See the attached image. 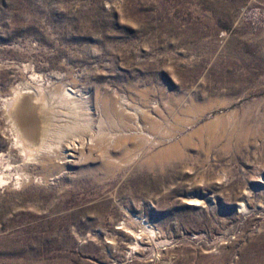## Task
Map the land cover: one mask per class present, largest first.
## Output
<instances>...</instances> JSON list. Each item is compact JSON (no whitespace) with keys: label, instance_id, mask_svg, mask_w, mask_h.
Masks as SVG:
<instances>
[{"label":"rangeland","instance_id":"1","mask_svg":"<svg viewBox=\"0 0 264 264\" xmlns=\"http://www.w3.org/2000/svg\"><path fill=\"white\" fill-rule=\"evenodd\" d=\"M64 93L110 147L44 148ZM0 264H264V0H0Z\"/></svg>","mask_w":264,"mask_h":264},{"label":"bare ground","instance_id":"2","mask_svg":"<svg viewBox=\"0 0 264 264\" xmlns=\"http://www.w3.org/2000/svg\"><path fill=\"white\" fill-rule=\"evenodd\" d=\"M28 88L29 87H25V86L23 88H20V89L14 88L15 90H13L12 94L10 95L11 98L8 99L9 104L10 103L14 104V106H13L14 108L11 109L10 115L13 116V118H14L13 120H15L14 121L15 125L18 128L17 130L20 133L17 136L19 139L17 140L16 144L17 145L20 144L18 146H19V148L22 149V152H26L27 146L25 143L26 140L24 138L20 139V136L23 137V135H24L27 138V140H30V139L34 138L36 130H37L35 125H34V122H32L30 120L31 118H30L29 114H32V113L27 112L28 110L26 107V105L28 106L27 102L31 99L32 95L30 97L27 95L24 98H23L24 95H20L22 93V90H27ZM21 96L23 99L19 100ZM70 96H71V94L64 93L62 95V98L58 99V103L60 105H63L64 106L63 109L65 110V112L63 111L64 114L59 121H56L57 118H56V120H54L55 117H58V119L60 118L59 116L56 115L57 113L53 114L55 116L53 120H52V118L49 117L50 115H47L45 124L42 127V132H43L42 136L45 137V141H46L44 148H50L51 147L50 145H54V146L57 145V147L60 150V152L58 151L59 152L58 157L63 160L65 158H67L68 156H73V154L76 153L77 148L75 146V143L77 141L78 142L79 141L80 142L85 141V139H87V138L90 142L96 139L98 144H100L104 147L105 146L110 147L111 144L114 142V138H116L115 135L117 134V132L120 131L119 127L116 126V123L114 124V118H117L116 117L117 112H115L112 109V107H109L108 104H105L108 106L103 108V114H104L103 116H104V118L110 120V123H109L110 125H111V123H113V124L108 127L109 129L107 128L108 132L102 131L100 126H98V125L96 127L97 130L95 131L93 129L94 127H92V125H91V121L89 120V118L86 119L85 118L86 116H83L82 112L77 111V109H76L77 106H74L75 103H74V101L70 100L71 99ZM16 102L18 104H15ZM55 106H56V104H55ZM78 106H80V105L78 104ZM59 108H60V106H59ZM56 110H58V109H56ZM55 112H57V111H55ZM48 113L49 112H47V114ZM148 123H150V122H148ZM150 124H149V128H147L145 126V128H141V129H138V128L137 129L131 128L130 130L127 129L128 131L134 130L135 132L139 133V137H140V140L142 142L143 148L145 146H148V144H150L152 142V137L148 136V134H151L153 136L155 135L153 132L159 134L158 133L159 130H157L156 126L155 125L150 126ZM134 135H135V133H134ZM139 137L137 139H139ZM75 138H78V139H75ZM165 138L167 139L165 134H162V135H160L159 140H157V142L162 143L163 140H166ZM57 147H56V149H57ZM137 148H138V146H137ZM110 157H112V155L107 156V158H109L111 160ZM178 158H179V153H178V150L176 149V147L175 146H169V147L147 157L146 161L144 162V165L147 168H152L153 166H155L156 164L159 163L158 165L163 167V165H165L166 162L169 163L170 160H173V159L176 160ZM55 159H56V157H55ZM113 164H114V162L108 161V163L106 164V168L109 169V168L113 167ZM161 169H163V168H161Z\"/></svg>","mask_w":264,"mask_h":264}]
</instances>
